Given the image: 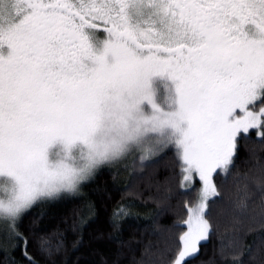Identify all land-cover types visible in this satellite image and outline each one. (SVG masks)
I'll return each mask as SVG.
<instances>
[{"label":"snow or ice","instance_id":"6c2138e0","mask_svg":"<svg viewBox=\"0 0 264 264\" xmlns=\"http://www.w3.org/2000/svg\"><path fill=\"white\" fill-rule=\"evenodd\" d=\"M253 136L264 142V0H0V248L19 252L12 264L59 247L27 222L33 205L81 195L129 158L153 169L161 155L179 176L162 199L187 215L155 233L159 264H192ZM240 184L234 264H246L248 225L264 221V164ZM127 215L115 209L113 226Z\"/></svg>","mask_w":264,"mask_h":264},{"label":"trees","instance_id":"16d2710c","mask_svg":"<svg viewBox=\"0 0 264 264\" xmlns=\"http://www.w3.org/2000/svg\"><path fill=\"white\" fill-rule=\"evenodd\" d=\"M157 160L153 169L144 171L131 158L104 167L86 182L81 195L62 194L33 205L27 222L34 223L40 235L50 239L54 247L59 244L50 256L41 257V264H138L140 261L159 264L163 236L155 233H163L171 224L182 222L187 214L183 201L174 196L167 201L162 199L169 179L174 191L179 190V176L170 170L165 155ZM260 164H264V142L253 136L239 147L237 166L226 185L228 195L211 209L218 228L207 242H202L192 264H234L228 247L234 235L230 201L242 187L241 178L252 175ZM89 202L96 206L94 215H88ZM118 207L127 208L128 215L121 217L114 227L112 214ZM248 228L241 259L246 264H264V221L257 219ZM13 257L19 259V252L0 248V264H12Z\"/></svg>","mask_w":264,"mask_h":264},{"label":"clouds","instance_id":"9594fccd","mask_svg":"<svg viewBox=\"0 0 264 264\" xmlns=\"http://www.w3.org/2000/svg\"><path fill=\"white\" fill-rule=\"evenodd\" d=\"M74 155H78V153H74ZM53 159H56L55 155L53 156ZM105 163H107V161H100L96 167H102ZM84 182V181H82ZM3 182L0 181V184H2ZM4 215L3 209H0V216Z\"/></svg>","mask_w":264,"mask_h":264},{"label":"flooded vegetation","instance_id":"af4514ba","mask_svg":"<svg viewBox=\"0 0 264 264\" xmlns=\"http://www.w3.org/2000/svg\"><path fill=\"white\" fill-rule=\"evenodd\" d=\"M97 36H98L99 38L103 39V38H105L106 33H104L102 30H100V31L97 32Z\"/></svg>","mask_w":264,"mask_h":264},{"label":"rangeland","instance_id":"374dc122","mask_svg":"<svg viewBox=\"0 0 264 264\" xmlns=\"http://www.w3.org/2000/svg\"><path fill=\"white\" fill-rule=\"evenodd\" d=\"M155 82H156L157 85H159L160 82H161V81H160V78H159V77L155 78ZM144 110L147 111V106H146V105H145V107H144ZM54 152H55V150H54ZM129 159H130V158H129ZM122 162H123V161H122Z\"/></svg>","mask_w":264,"mask_h":264}]
</instances>
